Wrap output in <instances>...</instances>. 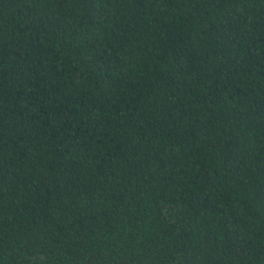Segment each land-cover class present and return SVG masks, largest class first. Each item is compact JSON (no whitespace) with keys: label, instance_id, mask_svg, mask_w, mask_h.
I'll use <instances>...</instances> for the list:
<instances>
[{"label":"trees","instance_id":"trees-1","mask_svg":"<svg viewBox=\"0 0 264 264\" xmlns=\"http://www.w3.org/2000/svg\"><path fill=\"white\" fill-rule=\"evenodd\" d=\"M0 264H264V0H0Z\"/></svg>","mask_w":264,"mask_h":264}]
</instances>
